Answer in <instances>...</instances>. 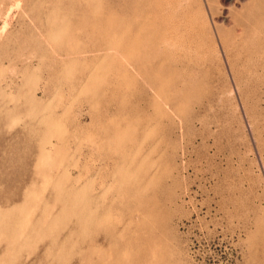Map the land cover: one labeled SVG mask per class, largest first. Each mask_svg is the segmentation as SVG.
Returning a JSON list of instances; mask_svg holds the SVG:
<instances>
[{"label":"rangeland","instance_id":"1","mask_svg":"<svg viewBox=\"0 0 264 264\" xmlns=\"http://www.w3.org/2000/svg\"><path fill=\"white\" fill-rule=\"evenodd\" d=\"M0 2V264H264V0Z\"/></svg>","mask_w":264,"mask_h":264},{"label":"bare ground","instance_id":"2","mask_svg":"<svg viewBox=\"0 0 264 264\" xmlns=\"http://www.w3.org/2000/svg\"><path fill=\"white\" fill-rule=\"evenodd\" d=\"M2 2H3V1H2ZM0 3H1V2H0ZM1 4H2V3H1ZM1 4H0V5H1ZM3 5H4V3H3ZM3 5H1V7H2ZM2 9H3V7H2ZM2 9H0V10H2ZM9 11H10V10H9Z\"/></svg>","mask_w":264,"mask_h":264}]
</instances>
